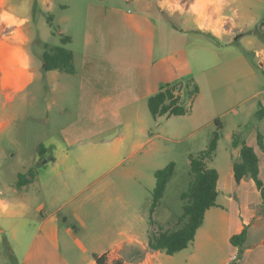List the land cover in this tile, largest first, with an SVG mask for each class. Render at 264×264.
<instances>
[{
  "label": "crops",
  "instance_id": "1",
  "mask_svg": "<svg viewBox=\"0 0 264 264\" xmlns=\"http://www.w3.org/2000/svg\"><path fill=\"white\" fill-rule=\"evenodd\" d=\"M41 1L43 8L55 5L51 0ZM176 1L81 3L76 32L80 47L71 49L76 70L66 73L44 69L45 50L36 57L29 49L33 40L27 28L30 18L20 16L10 0H0V136L42 95L43 88L33 87L41 77L64 80L63 87L71 86L76 99L73 117L64 128L53 130L36 145L34 166L41 164L36 175L27 176L29 182L21 181L19 176L28 167L24 172L14 171V182H0V233L9 231L16 242L15 264H98L95 255H105L106 264L117 259H123V264H264V199L251 175L236 181L234 163L240 160L241 146L233 145L237 157L211 167L219 174L216 205L206 211L188 247L172 255L149 247L152 228L155 233L169 230L164 228L169 222L163 228L156 226L153 215L158 206L151 212L147 236L143 233L146 217L134 206L136 185L130 181L140 185L136 177L152 165L157 148L159 133L152 132L148 100L163 86L194 73L185 61L184 41L189 34L214 42L226 36L216 31L222 20L219 0H209L206 8L200 0H192L174 9ZM31 2L25 0L23 5L29 8ZM227 3L230 6L231 0ZM233 10L238 15V9ZM226 18L236 20L230 15ZM68 36V43H73L77 34ZM173 116L157 117L168 120ZM261 140L263 147L264 136ZM242 141L255 149L264 183V166L255 144L251 138ZM40 145L43 153L38 152ZM0 153L5 155L1 147ZM119 168L120 179H102ZM66 194L74 222L70 224V217L60 214L65 205L60 201ZM35 202L40 215L31 216ZM111 205L113 220L105 215ZM97 216L102 221L90 226V218ZM170 218L166 212L165 219ZM243 231L242 246L231 244V236Z\"/></svg>",
  "mask_w": 264,
  "mask_h": 264
},
{
  "label": "rangeland",
  "instance_id": "2",
  "mask_svg": "<svg viewBox=\"0 0 264 264\" xmlns=\"http://www.w3.org/2000/svg\"><path fill=\"white\" fill-rule=\"evenodd\" d=\"M31 1L29 8L23 5L25 0H10L9 5L20 16L30 18L27 28L33 40L29 44V49L34 56H40V52L45 50V45L47 48L62 45L61 38L72 33L77 34L76 39L64 46L73 50L80 47L81 40L76 32L81 13L77 6L86 0H51L55 4L51 8H48V5L43 8L41 0L38 3H36L38 0ZM191 1L178 0L172 3V7L180 8L181 4L187 6ZM227 1H218V6L222 7L220 13L222 20L216 31L225 33L224 38L214 42L191 33L184 41L187 46L185 61H188L190 70L194 73L182 81L183 85L176 93L180 96L179 104L186 108V113L167 120L165 117H154L150 109L148 110L153 126L152 132L159 133L155 138L156 152L152 165L136 177L140 185L133 180L130 181L136 185L134 206L146 217L143 228L145 236L151 226L150 209L153 201L152 190L156 183L155 172L170 162L175 163L173 177L168 182L153 217L157 221L156 226L161 227L165 222H169V227L164 228H169L170 231L177 230L182 226V223L178 222L183 212L181 195L188 189L192 178L191 158L207 149L216 133L219 134L216 158L208 161L209 167H216L225 159L237 157L233 146L234 135H238L242 140L251 138L264 166V146L262 147L258 140L259 135H262L261 139L264 136V117L259 113L260 110H264V0H231L230 6L227 5ZM200 2L204 8L211 3L209 0ZM61 3L70 6L63 7ZM233 8L238 9V15ZM224 15L236 17V20L224 19ZM50 17L54 26L50 25ZM60 28L64 30L63 33L59 31ZM196 39L202 41L197 42ZM257 50L263 51L256 55ZM35 65L37 66V60ZM69 82L73 83L70 80ZM64 83L62 79L58 82L55 78L49 77H41L36 81L33 87L43 88L42 95L23 109L10 124L9 129L0 136V147L5 153L4 156L0 153V182L3 180L14 182L17 177L13 173L17 170L24 172L29 167L35 172L39 171L41 164L34 166L36 145L51 135L53 130L64 128L73 117L76 102L74 91L71 86L65 89ZM195 85L199 87V92L191 98L188 91ZM6 133L10 134L8 139ZM11 136L13 140H10ZM102 179H120V168ZM68 197V194L64 195L60 204L65 203ZM39 201L41 202V199ZM36 206L35 202L29 215H40L36 212ZM113 208L111 205L106 209L105 215L109 220H113ZM166 212L168 217L171 216L168 221L165 219ZM60 214L63 218L70 217L68 224L74 223L70 216V205L67 203L62 207ZM96 220L102 221L99 216L90 218L89 225ZM153 233L154 228L151 229V234ZM79 236L87 243L81 232ZM15 245L16 242L9 231L0 233V264H15L16 258L13 253Z\"/></svg>",
  "mask_w": 264,
  "mask_h": 264
},
{
  "label": "trees",
  "instance_id": "3",
  "mask_svg": "<svg viewBox=\"0 0 264 264\" xmlns=\"http://www.w3.org/2000/svg\"><path fill=\"white\" fill-rule=\"evenodd\" d=\"M50 20V25L54 26L51 17ZM70 40L71 37L65 35L61 38L62 45L52 48H47V45H45V51L43 53L45 70L59 69L66 73L75 72L74 53L71 49L64 46ZM182 85V82L167 84L149 98V109L154 117L164 114L171 116L186 113V108L179 104L181 98L176 93V90ZM186 87L188 88V85ZM198 92L199 87L195 85L188 91V94L192 98ZM259 113L263 116L264 111L260 110ZM258 138L262 145L261 136ZM218 139L219 134L216 133L211 139L208 148L191 158L190 167L192 178L188 189L181 195L183 212L178 222L182 223V226L174 231L165 230L151 234L149 237V247L151 249L164 250L167 254L172 255L188 247L194 240L197 229L203 224L206 211L216 205L219 174L215 168L208 167L207 162L214 157ZM233 145L235 147L241 146L240 160L234 163L236 181L239 182L245 175H251L264 199V183L259 177V158L255 149L242 141L238 135H234ZM43 148L40 145L38 152L43 153ZM174 170L175 163L170 162L167 166L155 172L156 185L153 189L151 212H154L163 197L167 184L173 177ZM35 175V170L29 169L26 174H21L19 178L21 181L24 179L26 182H29L30 180L27 179V176L33 178ZM245 235V231L234 234L230 238L231 244L242 246L245 241ZM95 259L98 264H106L105 255H95ZM113 264H123V259H117Z\"/></svg>",
  "mask_w": 264,
  "mask_h": 264
}]
</instances>
